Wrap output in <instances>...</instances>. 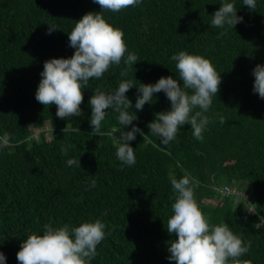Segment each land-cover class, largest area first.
<instances>
[{
	"label": "trees",
	"instance_id": "trees-1",
	"mask_svg": "<svg viewBox=\"0 0 264 264\" xmlns=\"http://www.w3.org/2000/svg\"><path fill=\"white\" fill-rule=\"evenodd\" d=\"M221 2L142 0L117 13L105 11L106 21L123 30L128 52L139 59L125 77L120 76L126 67L122 61L102 78L90 79L82 115L61 119L56 105L35 99L40 73L46 60L74 54L68 33L83 15L101 11L100 6L93 0H0V136L11 137L0 148V252L6 264H19L22 241L32 233L42 235L45 224L78 227L97 218L105 223L106 235L91 264H176L168 259V242L177 238L166 228L174 203L169 174L179 179L185 171L200 181L196 199L209 223H227L244 242L251 241L241 259L264 264V99L252 90V70L264 65V0H256L255 11L243 0H227L243 22L224 36H219L224 29L211 27V15ZM49 26L57 29L48 34ZM180 51L210 59L222 82L205 114L213 122L204 140H196L191 126L183 125L164 146L147 125L156 113L170 110L171 103L161 91L137 110V87L162 76H172L182 86L171 60ZM122 80L135 85L125 95L132 102L130 114L138 117L133 124L145 134L137 133L129 142L136 163L123 167L114 137L108 135L119 129L118 113L107 110L101 123L105 135L94 136L89 105L97 86L111 93ZM216 113L225 117L224 124ZM45 128L52 129V136L46 138L42 131L36 139L37 130ZM62 144L68 147L66 155ZM68 159L79 160L80 167H69ZM223 185L242 196L221 195L217 188ZM205 198L218 201L205 205Z\"/></svg>",
	"mask_w": 264,
	"mask_h": 264
},
{
	"label": "clouds",
	"instance_id": "clouds-1",
	"mask_svg": "<svg viewBox=\"0 0 264 264\" xmlns=\"http://www.w3.org/2000/svg\"><path fill=\"white\" fill-rule=\"evenodd\" d=\"M93 2L100 6L101 11L86 13L68 33L69 46L75 49L74 54L69 58L46 60L40 73L41 80L35 99L44 106L56 105V116L61 119L82 115L80 106L84 99L83 90L90 79L102 78L110 66H119L122 61L126 67L121 70L120 76L125 77L139 59L134 52H128L123 30L109 24L104 12L117 13L138 6L142 0ZM243 4L250 11L256 9V0H243ZM211 16V27L224 29L219 36H224L228 28L243 22V17L237 15L235 4L227 0H222L219 9ZM56 29L55 26H49L48 34ZM171 60L176 62L182 86L172 76H162L154 84L140 83L135 108L143 110L146 103L153 102L155 93L163 91L171 108L155 114V119L147 125L150 133L159 137L162 145L167 146L176 139L183 125H190L193 137L202 142L204 131L213 122L205 114L211 108L213 97L219 92L221 73L217 72L210 59L187 51L172 55ZM252 75L255 77L253 93L264 99V65L257 64ZM133 86L132 80H122L111 93L97 86L89 99L90 125L94 136L105 135L101 132V123L105 120L107 110L112 109L118 113L119 129H114L108 135L114 137L115 155L122 167L136 163L135 150L129 142L135 140L137 133L145 137L143 131L133 124L138 119L137 115L129 112L132 102L125 94ZM215 115L219 117L220 124L225 123L223 115ZM127 125H132L130 131L123 130ZM117 131L120 132L119 137L114 136ZM10 140L7 133L0 136V148L8 146ZM67 152L68 147L62 144L61 153L66 155ZM67 165L80 167V161L68 159ZM177 166L180 167L179 162ZM169 180L173 190L170 199L174 203L171 205L173 215L166 228L177 238L168 242V259L176 264H252L250 259H241L249 253L251 241L244 242L225 222L216 225L209 223V218L196 199L195 190L200 186V181L186 171L179 179L170 173ZM95 185L96 181L93 180L92 187ZM105 228V223L99 218L85 221L78 227L69 224L53 227L45 224L42 235L32 233L22 241L17 260L19 264H91L97 255V246L105 239ZM0 264H6L3 252H0Z\"/></svg>",
	"mask_w": 264,
	"mask_h": 264
},
{
	"label": "rangeland",
	"instance_id": "rangeland-1",
	"mask_svg": "<svg viewBox=\"0 0 264 264\" xmlns=\"http://www.w3.org/2000/svg\"><path fill=\"white\" fill-rule=\"evenodd\" d=\"M42 131L44 132V135H45L46 138H49V137L52 136V129L45 128V129H39V130H37V132L34 134V137L36 139H39L40 136H41L40 134H41ZM114 136L119 137L120 136V132L119 131L115 132L114 133ZM217 201H218L217 198H214V199H207V198H205V199H203V203L205 205H215ZM204 214H206V213H204Z\"/></svg>",
	"mask_w": 264,
	"mask_h": 264
},
{
	"label": "built area",
	"instance_id": "built-area-1",
	"mask_svg": "<svg viewBox=\"0 0 264 264\" xmlns=\"http://www.w3.org/2000/svg\"><path fill=\"white\" fill-rule=\"evenodd\" d=\"M217 189H218L219 193L223 196H229V195H234V194H238V195L242 196V194L239 192L238 189L231 188L228 185H223ZM225 190H227V191H225ZM222 192L224 194H222Z\"/></svg>",
	"mask_w": 264,
	"mask_h": 264
}]
</instances>
